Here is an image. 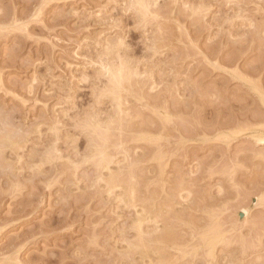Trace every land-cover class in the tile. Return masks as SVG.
Wrapping results in <instances>:
<instances>
[{"label": "rangeland", "instance_id": "1", "mask_svg": "<svg viewBox=\"0 0 264 264\" xmlns=\"http://www.w3.org/2000/svg\"><path fill=\"white\" fill-rule=\"evenodd\" d=\"M0 264H264V0H0Z\"/></svg>", "mask_w": 264, "mask_h": 264}, {"label": "bare ground", "instance_id": "2", "mask_svg": "<svg viewBox=\"0 0 264 264\" xmlns=\"http://www.w3.org/2000/svg\"><path fill=\"white\" fill-rule=\"evenodd\" d=\"M243 212V211H242Z\"/></svg>", "mask_w": 264, "mask_h": 264}]
</instances>
